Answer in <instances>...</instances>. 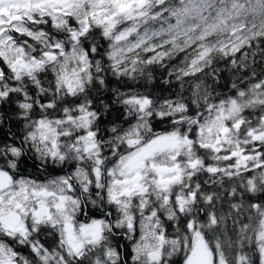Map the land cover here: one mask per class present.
<instances>
[{
    "label": "snow or ice",
    "instance_id": "obj_1",
    "mask_svg": "<svg viewBox=\"0 0 264 264\" xmlns=\"http://www.w3.org/2000/svg\"><path fill=\"white\" fill-rule=\"evenodd\" d=\"M0 264H264V0H0Z\"/></svg>",
    "mask_w": 264,
    "mask_h": 264
},
{
    "label": "trees",
    "instance_id": "obj_2",
    "mask_svg": "<svg viewBox=\"0 0 264 264\" xmlns=\"http://www.w3.org/2000/svg\"><path fill=\"white\" fill-rule=\"evenodd\" d=\"M158 75V74H157ZM155 87L157 88V89H159L160 87H162L161 85H159V83H157L156 85H155ZM29 170L31 171L32 169H31V167H29Z\"/></svg>",
    "mask_w": 264,
    "mask_h": 264
}]
</instances>
